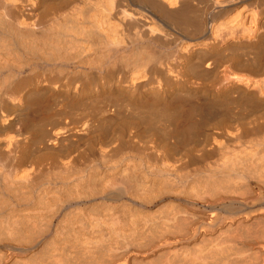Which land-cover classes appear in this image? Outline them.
<instances>
[{
	"label": "bare ground",
	"instance_id": "1",
	"mask_svg": "<svg viewBox=\"0 0 264 264\" xmlns=\"http://www.w3.org/2000/svg\"><path fill=\"white\" fill-rule=\"evenodd\" d=\"M0 264H264V0H0Z\"/></svg>",
	"mask_w": 264,
	"mask_h": 264
},
{
	"label": "rangeland",
	"instance_id": "2",
	"mask_svg": "<svg viewBox=\"0 0 264 264\" xmlns=\"http://www.w3.org/2000/svg\"><path fill=\"white\" fill-rule=\"evenodd\" d=\"M198 141H199V144H200V139L197 140L196 142L198 143ZM196 142H192V143L195 144ZM192 143H191V144H192ZM194 144H192V145H194ZM199 144H198V145H199ZM192 145L188 146V147H189V148H187L188 150L186 149V150L188 151V153L191 151V152L189 153V158H190V156H191V159H192V160L194 159L196 162L198 161L197 163L200 164V161L197 160V157H198V159H200V158H199V157H200V155H199V153H200V148H199V150H197V151H199L198 154H197V151H195V150H196L199 146L195 144L196 147H195V146L193 147ZM197 146H198V147H197ZM186 150H185V151H186ZM187 151L185 152L186 154H187ZM182 152H183V151H182ZM182 152H180L181 154L179 153L180 156L183 155ZM183 153H184V152H183ZM185 153H184V155H185ZM192 153H193V154H192ZM194 154H195L196 156H195ZM197 155H198V156H197ZM186 156H188V155H186ZM194 156H195L196 158H195ZM195 161H193V162H195ZM197 163H194V164H197ZM197 165H198V164H197Z\"/></svg>",
	"mask_w": 264,
	"mask_h": 264
}]
</instances>
